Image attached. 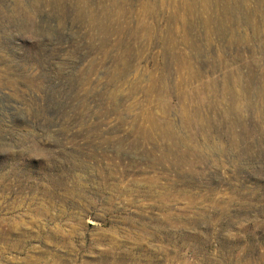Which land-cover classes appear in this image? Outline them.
Returning a JSON list of instances; mask_svg holds the SVG:
<instances>
[{
  "label": "rangeland",
  "instance_id": "rangeland-1",
  "mask_svg": "<svg viewBox=\"0 0 264 264\" xmlns=\"http://www.w3.org/2000/svg\"><path fill=\"white\" fill-rule=\"evenodd\" d=\"M0 264H264V0H0Z\"/></svg>",
  "mask_w": 264,
  "mask_h": 264
}]
</instances>
